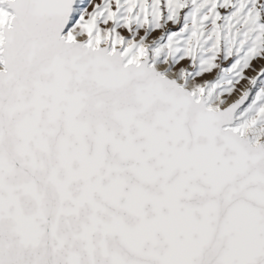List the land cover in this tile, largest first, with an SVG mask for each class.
<instances>
[{
  "label": "snow or ice",
  "instance_id": "6c2138e0",
  "mask_svg": "<svg viewBox=\"0 0 264 264\" xmlns=\"http://www.w3.org/2000/svg\"><path fill=\"white\" fill-rule=\"evenodd\" d=\"M0 264H264V0H0Z\"/></svg>",
  "mask_w": 264,
  "mask_h": 264
}]
</instances>
